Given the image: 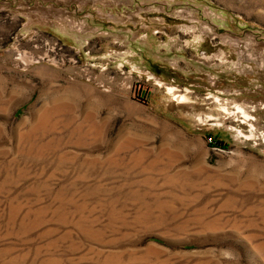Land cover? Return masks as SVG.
<instances>
[{
  "label": "rangeland",
  "instance_id": "374dc122",
  "mask_svg": "<svg viewBox=\"0 0 264 264\" xmlns=\"http://www.w3.org/2000/svg\"><path fill=\"white\" fill-rule=\"evenodd\" d=\"M0 264H264V0H0Z\"/></svg>",
  "mask_w": 264,
  "mask_h": 264
},
{
  "label": "built area",
  "instance_id": "2783aa9c",
  "mask_svg": "<svg viewBox=\"0 0 264 264\" xmlns=\"http://www.w3.org/2000/svg\"><path fill=\"white\" fill-rule=\"evenodd\" d=\"M253 129H254L253 125H250V130H253ZM207 141L211 145H214L216 143L215 140L212 138V136H207Z\"/></svg>",
  "mask_w": 264,
  "mask_h": 264
},
{
  "label": "bare ground",
  "instance_id": "6f19581e",
  "mask_svg": "<svg viewBox=\"0 0 264 264\" xmlns=\"http://www.w3.org/2000/svg\"><path fill=\"white\" fill-rule=\"evenodd\" d=\"M180 95H181V94H180ZM175 96L178 97V98H181V99L183 98V97H181V96H179V95H175Z\"/></svg>",
  "mask_w": 264,
  "mask_h": 264
},
{
  "label": "trees",
  "instance_id": "16d2710c",
  "mask_svg": "<svg viewBox=\"0 0 264 264\" xmlns=\"http://www.w3.org/2000/svg\"><path fill=\"white\" fill-rule=\"evenodd\" d=\"M216 142V141H215Z\"/></svg>",
  "mask_w": 264,
  "mask_h": 264
}]
</instances>
